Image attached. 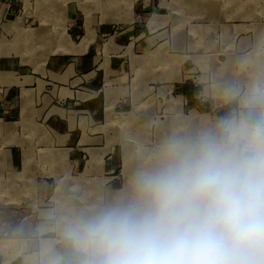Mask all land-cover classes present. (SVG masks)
I'll return each mask as SVG.
<instances>
[{"label": "rangeland", "instance_id": "1", "mask_svg": "<svg viewBox=\"0 0 264 264\" xmlns=\"http://www.w3.org/2000/svg\"><path fill=\"white\" fill-rule=\"evenodd\" d=\"M79 1L91 7L89 15H98L97 5L108 10V16L124 20L131 13L141 40L148 36L149 10L136 7L138 1L149 4L147 0ZM153 7L162 23L152 43L130 49L122 66L115 69L104 65L98 69L99 59L90 69L100 72L92 91L85 87L88 79L84 73L73 74L77 81L71 83L72 89L80 91L81 98L95 100L97 113L67 106V96L57 97L61 84L46 75L40 77V91L29 95V104L20 102L19 93L14 94L16 109L11 107L9 93L0 90V243L30 238L38 228L63 238L67 217L125 194L131 176L154 162V153L165 137L195 134L243 111L249 86L264 85L263 3L249 8L242 0H150L149 9ZM35 8L37 0L23 1V26L36 25ZM48 12L55 13L49 7ZM53 22L50 18L44 23L52 32ZM228 25L239 26L228 29ZM5 38L8 41L14 36ZM19 39L13 48L25 49L26 44L20 43L24 37ZM100 46L99 41L98 53ZM41 49L47 56L53 47L39 46L35 51ZM229 88L238 89L239 95L229 100ZM52 116H69L75 136L58 138L49 122ZM6 134L12 136L11 141L4 139ZM8 147L16 151L12 164L4 156ZM20 168L39 172L28 169L21 173ZM36 175L55 185L38 200L28 183L13 188L11 194L5 189L9 182L16 186Z\"/></svg>", "mask_w": 264, "mask_h": 264}, {"label": "clouds", "instance_id": "2", "mask_svg": "<svg viewBox=\"0 0 264 264\" xmlns=\"http://www.w3.org/2000/svg\"><path fill=\"white\" fill-rule=\"evenodd\" d=\"M243 109L165 137L125 194L67 217L75 264H264V85L249 86Z\"/></svg>", "mask_w": 264, "mask_h": 264}, {"label": "crops", "instance_id": "3", "mask_svg": "<svg viewBox=\"0 0 264 264\" xmlns=\"http://www.w3.org/2000/svg\"><path fill=\"white\" fill-rule=\"evenodd\" d=\"M23 1L0 0V90L9 93L8 98L13 109H16L17 103L14 94L19 93L21 95L20 102L29 104V95L40 91L43 82L40 77L46 75L55 84H61L60 89L56 90L57 97L67 96V106L74 109H89L91 112L94 110L97 113L98 107L95 100H92L91 97L81 98L79 96L81 92L72 89L71 83L77 81L72 77L73 74L75 72L84 73L88 79L85 87L92 91L96 86L100 72L94 73L90 69L98 63L99 59L101 63L100 65L98 63V69L100 67L102 69L101 65L106 66L107 69L122 66L130 49L131 51L139 50L140 47L144 48L145 43L149 45L154 41L156 37L154 32L160 28L162 23L161 19L155 17V8L149 9L150 0H147L149 2L147 5L139 4L138 1L136 7L144 6L149 10V16L145 22L148 36L141 40V33L138 32V26L133 24L131 13L124 20L117 15L110 16L109 14L108 16L109 11L105 12L98 5L97 8L100 11H95L98 15H93V12L89 15V12L93 10L85 1L37 0V8L33 12L37 13L38 22L31 27L23 26L21 11ZM242 1L247 3L249 8L256 2L264 4V0ZM48 7L54 9L55 13H49ZM25 17L24 19H26ZM50 18L54 20L52 24L54 33L47 30L48 27L44 24ZM55 21H58L57 24ZM237 26L239 25H228V29H236ZM11 34L14 38L6 41L5 37ZM21 37L22 39L24 37V41L20 43L26 44V48H13V43H17ZM99 41L101 46L98 53ZM44 45L49 48L53 47L47 56L42 51L43 49L35 51L36 48L39 46L43 48ZM22 97L25 100H22ZM69 98L71 99L69 100ZM50 111L47 114H50ZM53 117H50L49 122L58 138L69 139L75 136L71 132L74 122L69 116H59L60 118L57 119ZM6 136L4 139L11 141L12 136L10 134H6ZM15 152L12 147L4 149V156L9 164L14 162ZM28 169L20 168V171L24 173ZM56 169L51 168L50 171L55 172ZM28 172L38 174L39 170L30 168ZM16 183L19 185L14 186L13 182H9L10 185L5 184V189L11 194L13 188L27 186L28 183L27 187L33 190L35 200L41 198L47 189H52L55 186L53 180H44L38 175L30 182L19 181ZM9 198L17 199L16 197ZM22 235L25 234L19 236ZM59 236L60 234L57 232L45 234L42 228H38L30 238L22 236L23 238L18 239H5L3 243H0V264H46L49 259L53 258L50 254H46L48 248H51L53 253L60 255L61 264H75L76 257L70 246L64 238Z\"/></svg>", "mask_w": 264, "mask_h": 264}]
</instances>
